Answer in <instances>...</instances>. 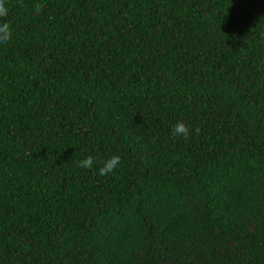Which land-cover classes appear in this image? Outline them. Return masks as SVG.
<instances>
[{
    "label": "trees",
    "instance_id": "obj_1",
    "mask_svg": "<svg viewBox=\"0 0 264 264\" xmlns=\"http://www.w3.org/2000/svg\"><path fill=\"white\" fill-rule=\"evenodd\" d=\"M6 6L0 264H264V0Z\"/></svg>",
    "mask_w": 264,
    "mask_h": 264
},
{
    "label": "clouds",
    "instance_id": "obj_2",
    "mask_svg": "<svg viewBox=\"0 0 264 264\" xmlns=\"http://www.w3.org/2000/svg\"><path fill=\"white\" fill-rule=\"evenodd\" d=\"M44 5L42 3H37L34 6L35 13L40 14ZM8 7L6 6V0H0V18L6 17L8 15ZM13 37V29L8 22H0V44H8ZM199 132V129H190L185 123L177 122L173 127V133L176 136H181L184 139H188L190 132ZM93 156L89 155L85 159L78 161L77 166L80 168L91 169L95 163ZM121 158L118 155H112L106 160L101 161V166L99 167V174L101 176H106L112 173L120 164Z\"/></svg>",
    "mask_w": 264,
    "mask_h": 264
}]
</instances>
